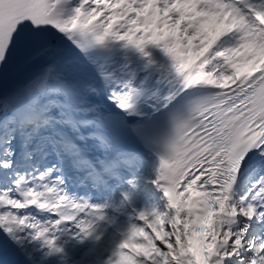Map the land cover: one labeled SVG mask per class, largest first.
I'll use <instances>...</instances> for the list:
<instances>
[{"label":"snow or ice","instance_id":"snow-or-ice-1","mask_svg":"<svg viewBox=\"0 0 264 264\" xmlns=\"http://www.w3.org/2000/svg\"><path fill=\"white\" fill-rule=\"evenodd\" d=\"M69 4L0 0V235L91 236L107 205L65 166L99 189L154 154L168 211L108 264H264V2Z\"/></svg>","mask_w":264,"mask_h":264},{"label":"rangeland","instance_id":"rangeland-1","mask_svg":"<svg viewBox=\"0 0 264 264\" xmlns=\"http://www.w3.org/2000/svg\"><path fill=\"white\" fill-rule=\"evenodd\" d=\"M155 51L156 49L153 50V54ZM155 58L159 64L167 63L165 56L160 59L157 57ZM122 63H124V60L121 64ZM152 163L153 164H150L145 160L140 166L135 167L136 173L133 175L135 186L132 184L130 185L129 193L133 197L140 199L141 205L147 208V212H152L153 210L157 212H165L168 211V208L164 198L158 192V181L156 177L157 165L154 162ZM152 196H154V198H152ZM113 209L115 212L114 222L112 221V223H109L108 221V226L105 229H95L96 236L93 238V241L98 243V248L101 252L100 250L97 251L100 254L98 255L96 253L94 254V252H89L90 254L86 255V252L88 251H84L81 258L82 264H108L109 259L113 258V251L125 237V234H119L117 227L122 228L126 225L129 230L131 224L142 223L136 218L132 211H130L127 216L121 217V215H123L122 213L127 211L126 205L123 209H119V207ZM78 250L83 251L81 249ZM30 251L31 250H28V252Z\"/></svg>","mask_w":264,"mask_h":264},{"label":"bare ground","instance_id":"bare-ground-1","mask_svg":"<svg viewBox=\"0 0 264 264\" xmlns=\"http://www.w3.org/2000/svg\"><path fill=\"white\" fill-rule=\"evenodd\" d=\"M77 2L78 0H71V4L64 5V14L67 15V9L75 6ZM260 2H264V0H260ZM153 55L159 59L164 57V54L159 49H156ZM123 60L122 56L116 57L117 64H121ZM145 160L150 164H153V161L156 162L158 169V158H152L149 155ZM49 162H51V159ZM157 175L158 172H156V177ZM158 185L160 186V183ZM33 213L37 215V213ZM76 231L78 230L76 229ZM66 234L67 232L58 233L57 245L62 249L60 252H49L46 246H42L43 242L41 240H33L30 235L25 237L23 246H17V244L12 243L7 238L0 235V253L10 261L19 264H77L74 262V255L78 253L75 248L80 244L84 245V240L87 243L92 241V238H89L88 236L82 240L80 236H77L72 232H70L68 236H66ZM68 249H72L70 254H67L66 252ZM28 250L31 251L28 252ZM52 257H55L56 259L52 260Z\"/></svg>","mask_w":264,"mask_h":264}]
</instances>
